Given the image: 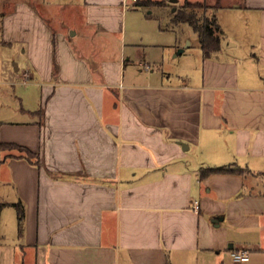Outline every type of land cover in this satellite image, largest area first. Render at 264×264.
I'll return each mask as SVG.
<instances>
[{"label": "crops", "instance_id": "crops-1", "mask_svg": "<svg viewBox=\"0 0 264 264\" xmlns=\"http://www.w3.org/2000/svg\"><path fill=\"white\" fill-rule=\"evenodd\" d=\"M214 2L227 44L179 83L127 48L124 0H85L98 51L77 30L40 53L28 41L39 92L0 142L39 162L0 150V264H226L233 250L264 264V0ZM210 166L240 170L201 177Z\"/></svg>", "mask_w": 264, "mask_h": 264}, {"label": "rangeland", "instance_id": "rangeland-1", "mask_svg": "<svg viewBox=\"0 0 264 264\" xmlns=\"http://www.w3.org/2000/svg\"><path fill=\"white\" fill-rule=\"evenodd\" d=\"M183 1L178 0L176 4L169 2L173 6H159L153 4L155 0H151L149 5H137L132 0H124L127 48L133 46V43L142 44L137 47L138 52L141 51V55L146 53L153 70L165 73V80L172 83L182 82L185 77L183 72H194L202 55L198 35L193 28L188 23H174L172 20L173 8ZM199 1H204L206 5L199 12L210 17L215 11L214 0ZM228 1L230 0H222V4L235 3L234 0ZM84 2L85 0H0V121L27 117L22 109L31 108L36 102L39 89L25 72L32 60L29 40V44L39 46L40 53L44 38H49L50 46L53 44L50 38L57 32L64 31L73 36V32L77 30V35L71 38L75 44L85 45L96 51L104 44L103 40L85 36L90 27L83 20ZM17 3L20 5L19 13L1 17L2 11H10ZM227 12L224 10L220 15L224 16ZM234 13L236 16L240 14V8ZM235 22L238 26H246V20L237 18ZM3 39H10L12 43L8 44ZM188 41L189 45L186 46ZM182 47L184 50L177 53ZM260 222L255 233L264 236V217L260 218ZM229 256L225 259L226 264H239Z\"/></svg>", "mask_w": 264, "mask_h": 264}, {"label": "trees", "instance_id": "trees-1", "mask_svg": "<svg viewBox=\"0 0 264 264\" xmlns=\"http://www.w3.org/2000/svg\"><path fill=\"white\" fill-rule=\"evenodd\" d=\"M151 0H137V5H149ZM155 5H171L169 2H163L162 0H155L153 2ZM206 6L204 1H192V0H184L182 4L178 5L176 9L173 11L172 20L174 23H188L193 30L197 33L200 48L202 50V54L204 57H210L217 51L222 48L223 41V31L218 21L217 17V9L219 8V4H216L214 7L215 11L213 14L208 16H203V12H199V10H203V7ZM8 149V150H18L19 156L27 158L30 162L34 164H38V155L30 150L28 147L13 143V142H0V150ZM9 156H13V154H9ZM7 156V157H9ZM6 159L0 158V164ZM240 169L234 167L227 166H210L206 168H202L200 170V176L205 177L213 172H230V171H239ZM7 202L0 201V214L2 208L7 205ZM11 205L15 206L17 210L18 217V226L19 232L22 231L23 220L25 216L24 206L22 202H12Z\"/></svg>", "mask_w": 264, "mask_h": 264}, {"label": "built area", "instance_id": "built-area-1", "mask_svg": "<svg viewBox=\"0 0 264 264\" xmlns=\"http://www.w3.org/2000/svg\"><path fill=\"white\" fill-rule=\"evenodd\" d=\"M135 1V0H132ZM145 69L149 70V66H145ZM195 209H198V206L196 204ZM231 257L235 262H245L249 260V254L248 252L244 250H233L231 251Z\"/></svg>", "mask_w": 264, "mask_h": 264}, {"label": "water", "instance_id": "water-1", "mask_svg": "<svg viewBox=\"0 0 264 264\" xmlns=\"http://www.w3.org/2000/svg\"><path fill=\"white\" fill-rule=\"evenodd\" d=\"M169 1L172 2V3H177V2H178V0H169ZM175 9H176V7L173 8V10H175ZM226 41H227L226 39H224V40L222 41V46H223V47L226 46V44H227ZM187 45H189V41L187 42L186 46H187ZM183 50H184V47L179 48V49H178V53L182 52ZM213 221L217 223L218 218H214Z\"/></svg>", "mask_w": 264, "mask_h": 264}]
</instances>
